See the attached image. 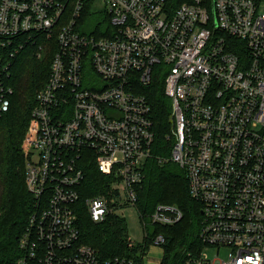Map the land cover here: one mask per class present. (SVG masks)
Wrapping results in <instances>:
<instances>
[{
  "label": "built area",
  "instance_id": "built-area-1",
  "mask_svg": "<svg viewBox=\"0 0 264 264\" xmlns=\"http://www.w3.org/2000/svg\"><path fill=\"white\" fill-rule=\"evenodd\" d=\"M102 1L106 8L95 0H0V116L13 93L6 58L38 38L57 44L23 140L35 209L19 262L151 264L156 249L161 264L164 233L138 257L102 258L82 241L75 209L92 161L115 180L110 199H84L91 218L106 220L118 199L136 206L155 138L141 90L161 76L174 144L169 158H158L186 170L190 194L203 204L204 247L185 264H264V0ZM183 215L176 204H157L141 218L145 237L148 225Z\"/></svg>",
  "mask_w": 264,
  "mask_h": 264
},
{
  "label": "trees",
  "instance_id": "trees-1",
  "mask_svg": "<svg viewBox=\"0 0 264 264\" xmlns=\"http://www.w3.org/2000/svg\"><path fill=\"white\" fill-rule=\"evenodd\" d=\"M85 12L91 15L88 8ZM93 15L90 24L97 22ZM56 51L55 39L38 38L35 43L26 44L14 57L6 58L10 62L7 81L13 93L8 96V110L0 116V264H21L19 261L25 255L20 239L35 209V197L26 184L22 146L37 92L49 78ZM141 91L151 104L155 138L151 146L152 156L144 165L145 178L137 187V209L141 218L149 220L157 204L170 203L178 205L184 215L173 225H148V236L137 244L129 239L126 219L113 212L114 203L106 220L94 221L84 199L96 195L110 199L115 177L102 172L92 161L85 164L84 179L78 187L81 198L75 204L77 225L82 241L94 247L102 258L138 257L148 249L154 234L160 232L166 236L161 264H185L190 253L195 255L204 247L200 238L203 204L191 196L186 170L175 161L161 162L158 158H169L174 144L170 121L172 100L165 93L164 78L153 77Z\"/></svg>",
  "mask_w": 264,
  "mask_h": 264
},
{
  "label": "rangeland",
  "instance_id": "rangeland-1",
  "mask_svg": "<svg viewBox=\"0 0 264 264\" xmlns=\"http://www.w3.org/2000/svg\"><path fill=\"white\" fill-rule=\"evenodd\" d=\"M104 6H105V3L102 0H95L94 7L96 9H103ZM95 21L96 19H94V22ZM39 54L40 52H38V55ZM113 186H116V185H113ZM118 200L120 204H118V206L114 208L113 212L126 219L127 225H128L127 233L132 243L137 244V243L144 242L145 241V230H144V226L142 224L140 213L137 209V206L124 205L123 198L118 199ZM207 251L212 258L215 257L217 253L213 248H207ZM153 252H154L153 256L155 257V260L151 264H159L161 251L154 249ZM225 252H226V249H223V252L221 253V257L225 256Z\"/></svg>",
  "mask_w": 264,
  "mask_h": 264
},
{
  "label": "crops",
  "instance_id": "crops-1",
  "mask_svg": "<svg viewBox=\"0 0 264 264\" xmlns=\"http://www.w3.org/2000/svg\"><path fill=\"white\" fill-rule=\"evenodd\" d=\"M155 260V257H153V261Z\"/></svg>",
  "mask_w": 264,
  "mask_h": 264
}]
</instances>
